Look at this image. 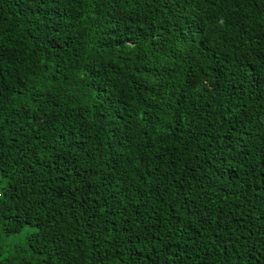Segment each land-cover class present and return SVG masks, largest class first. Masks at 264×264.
Returning <instances> with one entry per match:
<instances>
[{
	"label": "trees",
	"instance_id": "1",
	"mask_svg": "<svg viewBox=\"0 0 264 264\" xmlns=\"http://www.w3.org/2000/svg\"><path fill=\"white\" fill-rule=\"evenodd\" d=\"M0 264H264V0H0Z\"/></svg>",
	"mask_w": 264,
	"mask_h": 264
},
{
	"label": "rangeland",
	"instance_id": "2",
	"mask_svg": "<svg viewBox=\"0 0 264 264\" xmlns=\"http://www.w3.org/2000/svg\"><path fill=\"white\" fill-rule=\"evenodd\" d=\"M33 228L26 226L24 229L16 234H13L6 238H0V258H3L4 255L13 247V245L22 241L24 236L27 233H30Z\"/></svg>",
	"mask_w": 264,
	"mask_h": 264
}]
</instances>
